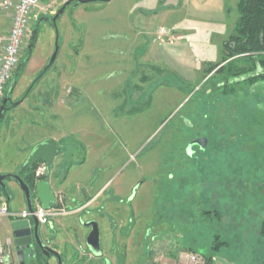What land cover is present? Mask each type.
<instances>
[{"label":"rangeland","instance_id":"obj_1","mask_svg":"<svg viewBox=\"0 0 264 264\" xmlns=\"http://www.w3.org/2000/svg\"><path fill=\"white\" fill-rule=\"evenodd\" d=\"M67 1L41 0L26 34L0 121V172L22 178L41 139L65 145L52 180L69 214L55 234L67 257L71 237L86 245L84 223H99L102 255L86 246L83 264H185L190 249L214 264H264V81L227 94L221 69H210L227 52L239 0H88L53 21ZM199 139L206 147L189 151ZM80 188L93 191L89 204L102 194V206L70 209Z\"/></svg>","mask_w":264,"mask_h":264},{"label":"built area","instance_id":"obj_2","mask_svg":"<svg viewBox=\"0 0 264 264\" xmlns=\"http://www.w3.org/2000/svg\"><path fill=\"white\" fill-rule=\"evenodd\" d=\"M41 0H0V21L8 16L10 26L0 29V108L10 83L21 62V48L25 42L29 27L38 19L41 9ZM160 34H167L165 29ZM47 170L46 164H41L37 171V179L44 175ZM69 210L62 204V197L56 195V200L48 209L37 202L33 212L28 210L17 212L10 209L7 195L0 188V219H23L31 221L36 218L41 226L50 224L52 221L65 217ZM9 243L0 247V264H11L12 254ZM105 264H108L107 262ZM185 264H207L206 259L196 253H188Z\"/></svg>","mask_w":264,"mask_h":264},{"label":"trees","instance_id":"obj_3","mask_svg":"<svg viewBox=\"0 0 264 264\" xmlns=\"http://www.w3.org/2000/svg\"><path fill=\"white\" fill-rule=\"evenodd\" d=\"M42 1L47 2V0ZM72 4L76 5L77 3L73 2ZM237 11L238 18L235 27L228 41L224 44L227 52L222 55L221 63L210 65V69H221L218 74L222 80L220 89L226 91L227 94L235 92L241 84L247 87L256 84L258 81H264V71L259 70L260 68L264 69V0H239ZM226 62L228 63L224 64ZM24 63V60L20 62L19 69ZM252 72L257 73L252 76ZM240 76L242 78L238 79ZM11 84L12 82L10 83L8 92L12 90ZM190 124L186 120V125L189 126ZM38 165L31 167L26 164L21 172L22 179L32 190L35 188V171ZM69 168L70 166L66 170L68 171ZM1 191L4 195H7L2 189ZM215 214L218 217L220 216L218 211ZM260 237L264 244V219L260 226ZM190 251L191 253H196L192 249ZM203 257L206 259L207 264H214L215 259L212 255Z\"/></svg>","mask_w":264,"mask_h":264},{"label":"water","instance_id":"obj_4","mask_svg":"<svg viewBox=\"0 0 264 264\" xmlns=\"http://www.w3.org/2000/svg\"><path fill=\"white\" fill-rule=\"evenodd\" d=\"M106 1L109 2L112 0H106ZM73 2H76L77 4H85L89 1L88 0L67 1L64 4V6L58 12H56L53 21H56L65 12L67 7H69ZM58 52H59V46L57 45L55 52L50 60L49 67H51L56 61ZM16 75H17V71L15 72L13 79L16 78ZM11 87H13V82L11 84ZM8 101H9L8 98L3 100L2 106L0 108V121L5 112V108ZM195 145H198L201 147V149H204L207 145V139H199L192 142L190 144L189 151L191 150V147ZM58 153H59V149L57 143L51 139L46 140L34 147L33 151L28 157L27 163L30 166H34L39 162H42L46 164L48 171H50L53 166L54 159ZM12 177L16 180L20 189L24 193L27 203V210L29 212H33V201H34L33 199L35 197L45 209H48L51 206V204L55 203L56 197L49 181L46 180L39 181L38 183H36L34 190H32L30 186L20 176L12 175ZM5 180H6V176L0 173V188L4 192H6V188H7L5 184ZM7 199L9 202L11 201V197L9 196V194L7 195ZM32 222L33 225L18 229L14 232V245L16 246L17 249L18 260L20 264H25L26 256H28V259L30 260V264H34V263L37 264L36 252H35V247L33 245V241H35L36 245L38 246V248L46 258H50L53 255L57 259L58 264H62V256L57 251L44 245L39 232L40 224L37 221V219L32 218ZM84 226L86 228L91 229L87 239V246L89 250L95 256H101L102 255L101 233L98 223L95 221H91L88 223H84ZM27 251H30V253L27 254Z\"/></svg>","mask_w":264,"mask_h":264},{"label":"crops","instance_id":"obj_5","mask_svg":"<svg viewBox=\"0 0 264 264\" xmlns=\"http://www.w3.org/2000/svg\"><path fill=\"white\" fill-rule=\"evenodd\" d=\"M47 139H51V140H54L56 143H57V146H58V149H59V152H62V151H60V150H62V148H64L65 147V145L58 139V138H56V137H54V136H51V137H49V138H44V139H41L38 143H37V145L38 144H40V143H42V142H44V141H46ZM59 154H57L56 155V157H55V159H54V162H53V166H52V168H51V170H50V177H47V180L46 181H49L50 182V184H51V187H52V189H53V191H54V194H55V197H56V190L55 189H57L56 187H55V182L53 183V180H52V177H53V175H57V177H58V175H60L59 174V170H61L62 168H63V165L61 164L62 162H64L63 161V159H64V157L65 156H63V157H60L61 155H59ZM65 155H66V153H65ZM39 165H41V164H44V163H42V162H39L38 163ZM82 164V163H81ZM84 164V163H83ZM72 165H73V163L72 162H69V164L67 165V166H70V168H69V170L66 172V179L68 178V174H69V172L71 171V169H72ZM68 168V167H67ZM1 173H3V172H1ZM55 175V176H56ZM22 176V175H21ZM54 176V178H55V180L57 179L56 177ZM65 179V180H66ZM39 181H43V179L42 178H40V179H36V181H35V185H36V183H38ZM55 184V185H54ZM94 186H92V188L93 187H96L95 186V184H93ZM105 184H102V186H104ZM108 185V184H107ZM106 185V186H107ZM11 185L9 184V188H10V193L12 192L11 190V187H10ZM18 186V188H19V191H21V194L20 195H22V203H21V206H20V210L21 211H25V210H27V203H26V199H25V196H24V193L22 192V190L20 189V187H19V185H17ZM101 186V187H102ZM59 187V190H62V189H65V186H64V184L62 185V186H58ZM58 190V189H57ZM79 190V193L77 194L76 193V196H73L72 197V202H71V205H68L69 206V208L70 209H74L73 208V206L74 205H80V201H81V203L83 204L84 203V205L83 206H86V205H88L89 203V199L90 198H92L91 197V194H93L92 192V190H90V192L89 191H87V190H85V189H82V188H80V189H78ZM101 190H102V188H101ZM101 190H99V191H101ZM99 193V192H98ZM10 197H11V195H9ZM99 197L98 198H94L95 200L94 201H90V204L88 205V207L89 206H93L92 207V209H91V207L89 208L90 210H96L97 208H99V207H101L102 206V199H101V197H102V194H99L98 195ZM105 198V197H104ZM34 201H33V207H35V205H36V203L37 202H39L37 199H36V197L33 199ZM79 200V201H78ZM82 200H83V202H82ZM111 199H109V201H110ZM40 203V202H39ZM88 203V204H87ZM41 204V203H40ZM54 204V203H53ZM53 204H51V205H53ZM69 204V203H68ZM95 205V206H94ZM87 208V207H86ZM10 209L12 210V211H16V210H13L12 208H11V206H10ZM19 211V210H18ZM94 212V211H93ZM64 219H62V220H58V221H52L50 224H48V225H45V226H41V228H40V232H41V235H42V238L45 240V241H47L48 243H49V245L50 246H54L55 248H57L58 250H57V252L62 256V257H64V260L66 259L68 262H69V264H83L82 263V258L85 256V247L87 246V240H86V245H84V244H82L77 238L76 239H73L72 237H71V239H70V244L72 245V248H70L71 249V251L69 252L67 249L65 250V252L67 253V257H65L64 256V254L62 253V251L60 250V247H61V244L62 243H65L64 241V239L62 240V238L60 239V237H58V235H56L55 234V230L58 228V226L60 227V226H62L63 224H62V221H63ZM15 220L14 219H11V218H2V219H0V247H3V246H7L9 243L10 244H12V243H14V232L16 231V230H18V229H21V228H24V227H28V226H30V225H33V222H32V220L31 221H27V224H24V225H20V226H17L15 223ZM98 226H99V223H98ZM99 229H100V226H99ZM100 233H101V230H100ZM102 236V235H101ZM87 239H88V237H87ZM67 244V243H66ZM66 244H64V245H66ZM15 249H16V246H15ZM16 253H17V249H16ZM17 258V259H16ZM16 258H15V261H12V263L11 264H19V260H18V253H17V255H16ZM64 260H62V261H64ZM51 261H52V259L50 260V262H49V264H51ZM109 263V262H108ZM174 263H176L175 261H174ZM56 264H57V262H56ZM150 264H154L153 262L152 263H150ZM163 264H171L170 262H166V263H163ZM182 264V263H181Z\"/></svg>","mask_w":264,"mask_h":264},{"label":"flooded vegetation","instance_id":"obj_6","mask_svg":"<svg viewBox=\"0 0 264 264\" xmlns=\"http://www.w3.org/2000/svg\"><path fill=\"white\" fill-rule=\"evenodd\" d=\"M6 98H8L9 99V101L7 102V105H6V108H5V112H4V114L10 109V106L13 104L12 103V100H11V91H9V92H7V94L5 95V98L4 99H6ZM3 114V115H4ZM3 117V116H2ZM38 167H39V165H38ZM38 167H37V169H38ZM37 169H36V171H37ZM36 171H35V178L37 179V177H36ZM1 173V172H0ZM2 175H5L6 176V180H5V184H6V186H7V188H6V193H7V195L9 194L10 195V188H9V180L10 179H12L13 177H12V175H8V174H4V173H1ZM50 171H48V173H47V175H44V176H42L41 178L43 179V180H46L47 179V177H50ZM67 175V174H66ZM14 179V178H13ZM16 181V180H15ZM40 228H41V225L39 226V232H40ZM33 234H34V232H33ZM40 236H41V239H42V241H43V243H44V245H46L47 247H50L51 249H53V250H55V251H57L58 249L57 248H55L54 246H50L49 245V243L48 242H46L43 238H42V235H41V233H40ZM33 245H34V247H35V252H36V259H37V264H49V262H50V260L52 259V258H54V256L52 255L50 258H46L44 255H43V253L40 251V249L38 248V246L36 245V243H35V241H33ZM88 247V246H87ZM102 249V248H101ZM90 251V250H89ZM86 252V251H85ZM91 252V251H90ZM30 253V251H27V254H29ZM92 253V252H91ZM26 254V255H27ZM86 254V253H85ZM93 254V253H92ZM63 256V255H62ZM29 260V259H28ZM62 260H64V257H62ZM56 261H57V259H56ZM63 262V261H62ZM19 264H20V262H19ZM25 264H28L27 263V258H25ZM29 264H30V260H29ZM34 264H36V263H34ZM57 264H58V261H57Z\"/></svg>","mask_w":264,"mask_h":264},{"label":"bare ground","instance_id":"obj_7","mask_svg":"<svg viewBox=\"0 0 264 264\" xmlns=\"http://www.w3.org/2000/svg\"><path fill=\"white\" fill-rule=\"evenodd\" d=\"M28 164V163H27ZM29 165V164H28ZM37 165V164H36ZM35 166V165H34ZM31 167H33V166H31ZM39 167H40V165H39ZM39 167H38V169H39ZM38 169H37V171H38ZM37 171H36V174H37ZM47 173H48V168H47V170H46V172L44 173V175H47ZM44 175H42V176H44ZM42 176H40L39 178H41ZM36 177H37V175H36ZM38 178V177H37Z\"/></svg>","mask_w":264,"mask_h":264}]
</instances>
